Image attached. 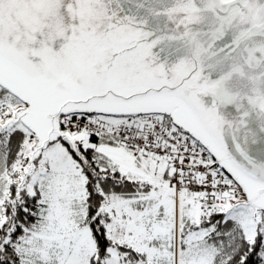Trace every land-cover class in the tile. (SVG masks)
Returning a JSON list of instances; mask_svg holds the SVG:
<instances>
[{
	"label": "snow or ice",
	"instance_id": "6c2138e0",
	"mask_svg": "<svg viewBox=\"0 0 264 264\" xmlns=\"http://www.w3.org/2000/svg\"><path fill=\"white\" fill-rule=\"evenodd\" d=\"M0 264H264V0H0Z\"/></svg>",
	"mask_w": 264,
	"mask_h": 264
}]
</instances>
